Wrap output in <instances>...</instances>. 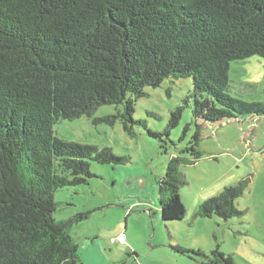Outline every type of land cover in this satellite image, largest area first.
Here are the masks:
<instances>
[{
	"label": "trees",
	"instance_id": "trees-1",
	"mask_svg": "<svg viewBox=\"0 0 264 264\" xmlns=\"http://www.w3.org/2000/svg\"><path fill=\"white\" fill-rule=\"evenodd\" d=\"M251 57L264 59V0H0V264H83L69 230L88 213L56 222L54 194L88 185L91 163L117 167L129 159L62 141L53 126L120 106L93 123L120 122L133 136L134 125L145 127L133 119L135 101L145 87L171 78H190L192 95L162 133L148 135L168 138L193 98L195 129L179 151L189 158L171 157L157 181L161 220L182 221L179 166L201 159L203 128L264 118V104L227 94L230 63ZM247 186L241 180L225 187L199 205L197 216H241L235 201ZM175 250L233 264L218 250Z\"/></svg>",
	"mask_w": 264,
	"mask_h": 264
},
{
	"label": "rangeland",
	"instance_id": "rangeland-1",
	"mask_svg": "<svg viewBox=\"0 0 264 264\" xmlns=\"http://www.w3.org/2000/svg\"><path fill=\"white\" fill-rule=\"evenodd\" d=\"M230 88L234 99L264 104V59L251 57L230 63ZM135 101L134 125L129 136L120 122L114 126L93 123V119L113 115L120 106H101L92 117L60 120L53 126L54 137L72 143L110 149L117 157H127L122 166L91 163L93 175L88 185L58 190L54 194L56 222L80 213L83 221L69 233L78 245L83 264H208L176 252L180 247L210 255L218 250L233 264H264V118L204 127L200 142L202 157L194 164L180 165L186 185L180 188L185 210L182 221L164 222L159 212L157 181L164 176L173 156H185L194 132L193 98L182 111L169 137L162 133L170 113L192 95L190 78L164 79L156 88L145 87ZM226 122V121H225ZM189 129L179 141L183 129ZM173 141L175 144H171ZM247 180L243 195L235 201L242 215L223 221L197 216L199 205L225 187ZM121 232L126 244L112 240Z\"/></svg>",
	"mask_w": 264,
	"mask_h": 264
},
{
	"label": "built area",
	"instance_id": "built-area-1",
	"mask_svg": "<svg viewBox=\"0 0 264 264\" xmlns=\"http://www.w3.org/2000/svg\"><path fill=\"white\" fill-rule=\"evenodd\" d=\"M112 242L122 246L126 243V235L124 233H120L112 240Z\"/></svg>",
	"mask_w": 264,
	"mask_h": 264
},
{
	"label": "crops",
	"instance_id": "crops-1",
	"mask_svg": "<svg viewBox=\"0 0 264 264\" xmlns=\"http://www.w3.org/2000/svg\"><path fill=\"white\" fill-rule=\"evenodd\" d=\"M126 240H127V238H126Z\"/></svg>",
	"mask_w": 264,
	"mask_h": 264
}]
</instances>
